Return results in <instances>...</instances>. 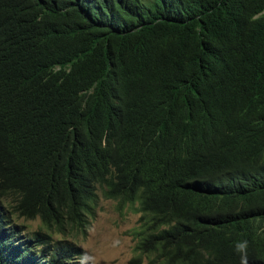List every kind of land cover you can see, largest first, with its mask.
<instances>
[{"label":"trees","instance_id":"obj_1","mask_svg":"<svg viewBox=\"0 0 264 264\" xmlns=\"http://www.w3.org/2000/svg\"><path fill=\"white\" fill-rule=\"evenodd\" d=\"M99 192L130 264H264V0H0V264H81Z\"/></svg>","mask_w":264,"mask_h":264},{"label":"rangeland","instance_id":"obj_2","mask_svg":"<svg viewBox=\"0 0 264 264\" xmlns=\"http://www.w3.org/2000/svg\"><path fill=\"white\" fill-rule=\"evenodd\" d=\"M142 213L138 205H127L119 210L115 200L106 199L99 192L94 215L86 232L70 231L67 234L53 233L55 241L75 243L84 252L81 264H130L139 255L135 248L137 238L135 231L140 226ZM18 223L25 225V233L38 231L48 232L42 221L19 219ZM143 264H148L145 258Z\"/></svg>","mask_w":264,"mask_h":264}]
</instances>
